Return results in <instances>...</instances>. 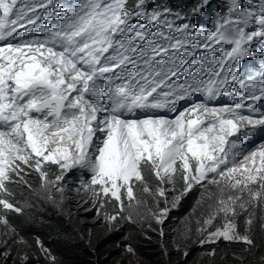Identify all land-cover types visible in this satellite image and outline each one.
<instances>
[{
  "label": "snow or ice",
  "instance_id": "6c2138e0",
  "mask_svg": "<svg viewBox=\"0 0 264 264\" xmlns=\"http://www.w3.org/2000/svg\"><path fill=\"white\" fill-rule=\"evenodd\" d=\"M208 4L200 0L181 13L150 8L149 0H0V206L23 211L5 197L9 184H27L28 169L44 188L61 193L65 176L78 169L90 174L81 187L95 205L116 202L119 211L106 216L116 221L125 200L129 208L139 204L136 184L152 192L145 169L166 205L164 185L174 186L179 174L184 187L173 206L196 185L218 189L198 229L200 243L251 246L236 218L264 205V144L244 150L264 130V63L247 83L233 65L246 57L264 60V0L258 7L227 0L226 13L203 35L188 22L176 23ZM51 19L57 23L44 22ZM195 94L199 101L177 109ZM222 96L232 103L216 106ZM166 110L176 115L160 114ZM45 165L56 166L54 179ZM169 210L153 214L158 223ZM0 223L10 228L6 216ZM245 223L251 225V214Z\"/></svg>",
  "mask_w": 264,
  "mask_h": 264
},
{
  "label": "trees",
  "instance_id": "16d2710c",
  "mask_svg": "<svg viewBox=\"0 0 264 264\" xmlns=\"http://www.w3.org/2000/svg\"><path fill=\"white\" fill-rule=\"evenodd\" d=\"M168 1L176 8L185 10L193 7V1L197 0ZM147 175L148 186L157 185L156 178L149 171L145 177ZM183 187L181 178L175 181L174 186L167 185V189L171 188L168 192H174L176 195H179ZM214 188L216 187L213 184H207L205 187L196 185L179 200L177 208H170L163 224L142 223L139 229L134 230L133 225L125 222L122 231H113L110 238L127 249L131 248L138 257L155 259L159 264H169V257L166 256L168 254L186 256L190 264H264V209L260 207L250 208L248 212L236 218L238 231L250 236L253 241L251 246L243 242L224 240L201 244L203 236L198 229L206 218L201 213L193 220L187 217L180 224H176L187 216L197 195ZM20 192V188L15 189L13 194L19 195ZM105 204L106 209L99 208L100 212L106 213L107 216L113 214L115 208L109 202ZM14 205L17 207L15 202ZM3 210L1 207L0 215ZM249 214L252 218L251 225L245 223ZM83 215L88 217L92 212H85L75 218L68 215L67 218L65 215L57 214L52 208L40 210L36 206L20 213L7 211L4 216L10 228L15 231L0 223V264L3 259L6 264H34L42 259V254H46L41 250V245L55 258L52 264H78L74 261L82 264H99L101 255L97 253V246H100L97 241H101L102 238L97 239L87 233V223L81 218ZM220 224L221 222L217 220L213 228ZM211 230L213 229H209ZM132 231L133 233H128Z\"/></svg>",
  "mask_w": 264,
  "mask_h": 264
},
{
  "label": "rangeland",
  "instance_id": "374dc122",
  "mask_svg": "<svg viewBox=\"0 0 264 264\" xmlns=\"http://www.w3.org/2000/svg\"><path fill=\"white\" fill-rule=\"evenodd\" d=\"M205 8L207 10V7ZM262 144H264L263 141L258 142L254 144L253 147L245 151L247 152V151L255 150L259 148ZM45 167L49 173V179L50 180L54 179L55 175L57 174L56 166L45 165ZM27 171H28V175L24 177V179L27 181V184L11 183L8 185L11 195H8L7 197L9 198L6 199H8L10 203L14 205L15 202L17 207L26 211L31 209L32 206H36L40 210L52 208L54 211L57 212V214L65 215L67 216V218H69L68 215H71L72 218L73 217L75 218L78 215H82L85 212H92V215L88 217L83 215L81 216V218L86 221L87 233L90 236L94 235L95 237H97V239L98 237L102 238L101 241H97V243H99L100 246L102 245L101 247L97 246L98 249L97 253L101 255V260H99V264H159V262L155 259H151V260L142 259L138 257L133 251H129L120 243L113 242V239L110 238V234L113 231H117V230L122 231V229L124 228V226L122 225L125 222H128L130 225H133L134 230L139 229L142 223H145V225H148L150 223H155L158 225L159 223H157V220L153 215L154 213H158L160 208L166 206L169 209L171 207L177 208L176 205L173 206L174 198L177 195L174 194V192H168L171 188L167 189V185H164L166 189L165 196L168 199V204L166 205L164 197L157 198L155 195V191L159 186L158 181L156 182L157 185L154 184L150 185L151 186L150 188L152 189V192L150 193H146L142 190L143 189L142 184H136L134 187V194L136 200L139 201V204L133 202V206L129 208L128 201L125 200L124 211L120 213L116 221H110L106 219L107 216L106 213L104 214L103 212H100L99 207L93 203L91 192L85 191L81 187L83 183H86L90 179V174L82 172L81 170L78 169H74L73 171L69 172L65 176V180L62 182L64 186V192L61 193L56 191V189L53 188L51 185H49L48 188H44L42 186V182L39 174L31 169H28ZM147 172L148 170L145 169L144 175H146ZM145 178L146 180H148L147 179L148 175ZM178 178L181 177L178 175L175 181H178ZM19 188L21 189L20 194L19 195L13 194V191ZM77 189L80 190L77 191ZM218 195L219 193L217 187L207 191L204 194L197 195L195 200L193 201L192 207L191 208L189 207L190 209L188 208L189 211L187 216H185V218L181 219L176 224H180L187 217H189L190 220H193L196 217H198V214L200 213L203 215V217H207L209 213L212 211V208L216 203ZM49 196H51L52 198L49 199ZM109 203L115 208V211H112L113 214L109 215L111 216L116 214L119 211V209L115 201H111ZM1 207L2 206H0V208ZM259 207L261 209H264V205ZM103 209H106V204L104 205ZM7 211L11 212L13 210L4 209L0 216L6 215ZM128 215L132 216V220H127L124 218ZM78 221L80 222V220ZM133 231L128 233L131 234L133 233ZM94 251H95V247H94ZM166 256L169 257V261H170L169 264H190L189 258H186V256L177 257L171 254H168ZM41 257L42 259H39L34 264H49V263L52 264L55 262L51 259V257H53L52 254L50 255L49 253L42 254ZM74 262L78 264H82L79 263V261H74ZM1 264H6L4 263V259L2 260Z\"/></svg>",
  "mask_w": 264,
  "mask_h": 264
},
{
  "label": "bare ground",
  "instance_id": "6f19581e",
  "mask_svg": "<svg viewBox=\"0 0 264 264\" xmlns=\"http://www.w3.org/2000/svg\"><path fill=\"white\" fill-rule=\"evenodd\" d=\"M216 10H218L221 14H225V7L224 5L222 6H215L214 7ZM202 16H203V19L207 22L211 19V13H209L206 8L204 7L202 10ZM263 140V135H260V136H252L250 137L246 142L245 144H247L248 142H250L252 145L258 143V142H261ZM244 150H248L247 148H244Z\"/></svg>",
  "mask_w": 264,
  "mask_h": 264
}]
</instances>
